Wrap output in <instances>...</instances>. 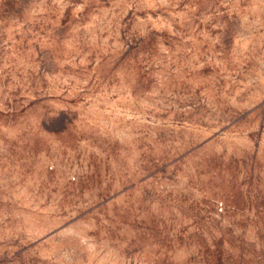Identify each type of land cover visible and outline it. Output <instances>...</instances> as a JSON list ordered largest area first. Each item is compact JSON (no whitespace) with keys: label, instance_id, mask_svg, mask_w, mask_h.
Segmentation results:
<instances>
[{"label":"rangeland","instance_id":"obj_1","mask_svg":"<svg viewBox=\"0 0 264 264\" xmlns=\"http://www.w3.org/2000/svg\"><path fill=\"white\" fill-rule=\"evenodd\" d=\"M0 264H264V0H0Z\"/></svg>","mask_w":264,"mask_h":264}]
</instances>
